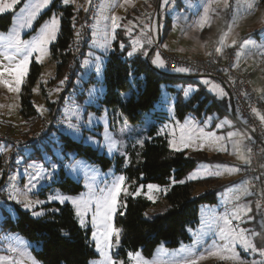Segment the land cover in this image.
Returning <instances> with one entry per match:
<instances>
[{"label":"rangeland","instance_id":"rangeland-1","mask_svg":"<svg viewBox=\"0 0 264 264\" xmlns=\"http://www.w3.org/2000/svg\"><path fill=\"white\" fill-rule=\"evenodd\" d=\"M57 1V9L47 15ZM4 2L10 3L11 0H4ZM29 2L30 0H18L12 10L0 14V17L12 15L11 24L7 29L0 28V33L7 34L15 27L19 31L21 40L30 41L39 35L41 26L50 21L53 16L59 20V31L56 39L47 46L48 54L43 57L42 62H40L39 54L33 53L28 72L20 84L19 92L9 91L3 83H0V155H2L0 157L2 160L0 185L3 182L0 187V257H5L9 261L19 260L23 257L26 264H33V261L35 264H43L36 256L40 246L28 241L18 233L2 232V222L8 217L15 220L18 217V210L28 212L32 217L38 218L42 217L52 204H70L74 209L78 225L82 229L90 231V242L93 245L95 256L89 260L88 264H94V262L100 264L103 257L97 251V241L93 240V232L96 231L92 224L95 206L93 205L92 209L83 216L85 223L81 225V217L77 216L76 206L71 201L65 200L64 203H60L58 199L50 198L57 195L80 197L81 194L89 192V187L86 185H92L93 190L99 193L101 189L110 187L118 177L123 176L125 180L122 192L118 197L117 210L111 221L112 225L120 231L119 245L110 249V255L114 260L122 261L123 264H135L129 259V254L140 253L145 259H158L161 264H181L185 259L196 258L199 260V257L204 255L205 259L199 260V264H238L236 260H221L218 256L209 255L214 245L222 244L220 228L224 225L223 218L227 216L232 219L231 226L237 230L243 229L255 244V251L245 249L237 244L235 251L243 264H264V256L261 255V252L264 251V214L250 198V194L248 197V190L245 191L246 183L239 172L241 166L246 165L240 157L247 158V142L245 140L249 135L240 115L235 112L236 118L230 116L219 118L216 114L205 115L203 111L201 116L194 112H188L181 120L176 111L178 97L176 94L167 92L164 86L160 104L150 112L144 113L141 123L131 122L118 111L102 108L100 101L105 92L103 81L108 48L103 45L105 41L109 44L116 40V36L109 37L107 35V39L102 38L103 43H100L96 35L98 32L102 33L101 31L104 29L98 30L95 26L96 30L91 31L90 47L87 49V46H84L81 50H75L64 80H57V64L52 58L50 49L60 32L62 8L71 6L77 11L79 9L84 11L90 0H69L67 5L63 3V0H53L52 4L40 11L31 27L20 28L19 25L24 22L22 19L25 17L24 10L28 7ZM227 3L228 6L225 7L224 0H167V3L165 0H141L138 8L141 15H145L151 10L153 4V8L159 7L162 31L165 29L167 20L171 22L166 37L160 45L167 52L173 48L172 43L175 44V37L178 35L186 34L190 38L199 39L201 31L205 28H211V33L217 34L218 32H230L237 25V32L230 38L231 42L235 40L236 43L241 42L242 45L243 40L252 38L258 45L256 47L250 45L246 49H242L240 45L236 48V58L237 63L250 74L254 90L264 101V0H259L255 11H249L246 8L245 0H239V5L237 0H227ZM117 7L114 17L126 18L129 6L119 3ZM206 9L208 12L207 22L201 27L200 21ZM229 20L230 25L228 24ZM4 24V22H0L1 26ZM122 25L124 24L121 23L120 26L125 28ZM157 25L158 21L156 20V29ZM225 26H229L228 29L225 30ZM216 39L214 38L212 41H216ZM154 49L151 64L157 71L168 75L186 74L180 71L168 72L165 66L161 68L153 63L156 54H159L160 57L159 50ZM5 50L4 46H0V65L7 66L9 61L4 58ZM7 51L9 55L15 56L14 63L19 62L21 57L15 53L14 49ZM238 52L241 54L237 55ZM33 64L40 67V72L31 85V100L40 118L39 122L36 121V123L38 122L37 126L31 124L32 126L27 127L22 125L24 119L21 115V98L23 87L28 81ZM97 65L100 66L99 72L96 71ZM0 79L14 80V77H9L6 74ZM194 80L200 82L208 93L219 99L227 93L225 86L214 78L197 77ZM205 80L210 83L205 84ZM212 84L218 85L219 88L212 90ZM198 88V84H189L185 87L175 86L177 91H183L182 102L190 99ZM185 92H188L187 96H185ZM205 99L206 97L201 95L200 102ZM160 110L167 113L169 118L167 123L163 122V115L155 113ZM69 124L77 125L79 131L70 128ZM153 124L158 126L160 134L168 135L169 148L174 152L188 153L200 150L209 156L217 154L219 163L199 164L187 178L189 181H200L211 177L212 182L208 185L197 186L193 196L199 197L212 190H217V203L201 204L197 225L195 228L187 229L189 240L181 242L179 246L169 248L165 242H162L150 256L145 255L141 249L124 254L121 244L122 228L117 221L123 205L122 198L125 196L123 189H126L129 194H131V189L126 176L117 172V162L124 156L129 158V148L143 146L149 139V131ZM209 133L214 135L208 137ZM232 133H237V135L232 136ZM35 136L41 139L32 144L31 141ZM63 136L92 147L99 154H104L112 159L113 164L110 168L103 170L99 165L91 163L84 157L77 158L74 152L67 150L66 141L61 139ZM181 136L184 137V144L181 143ZM111 141L116 143L109 151ZM172 141H175L177 147L172 146ZM29 143V146H23L22 150L20 149V158L15 162L13 151L17 150V146ZM128 166L129 160L124 163V167ZM232 169H239V171H231ZM216 172L221 174L215 175ZM63 175L82 184L83 188L79 194H68L60 190L57 184L62 180ZM35 176H39L40 179H33ZM147 185L138 186L136 192L139 191L140 194H135V196L146 198L152 204L146 211V216L155 217L163 214L169 206L168 200L164 198L169 188L158 185L159 191L153 189L149 193ZM165 189L167 191H164ZM5 194L9 197L7 200L2 197ZM13 195L16 196V199L10 198ZM149 195L153 199H148ZM17 200L25 203L31 201V209L25 208L24 203H17ZM34 213L41 214L34 215ZM237 213L240 216L239 219L235 218ZM113 243H115V237H113ZM10 248H16L18 251H9Z\"/></svg>","mask_w":264,"mask_h":264},{"label":"trees","instance_id":"trees-1","mask_svg":"<svg viewBox=\"0 0 264 264\" xmlns=\"http://www.w3.org/2000/svg\"><path fill=\"white\" fill-rule=\"evenodd\" d=\"M57 3L58 1L54 3L47 15L57 9ZM83 12L82 9L77 11L71 6L62 8L60 32L50 49L57 64V80H64L74 57L76 30ZM0 22L5 23L3 26L0 25V28L7 29L12 22V15L0 17ZM170 24L171 22L167 20L165 29L161 30L162 39L167 34ZM133 32L132 30L129 33L128 29L122 27L118 29L116 40L106 56L103 81L105 92L100 101L102 108L118 111L131 122L141 123L144 113L150 112L160 104L164 86L167 92L177 95L176 111L181 120L188 112L201 116L202 111L205 115L216 114L219 118L226 116L236 118L227 93L219 99L208 93L200 82L195 81L197 78L195 76V78L172 77L157 72L151 64L155 49L142 40L140 44H134ZM129 52H133V55L129 56ZM39 72L40 67L33 64L28 81L23 87L21 115L24 119L22 125L27 127L37 126L40 118L31 100V85ZM189 84H198L199 88L190 99L182 102L183 91H177L175 86L185 87ZM201 95L206 97V101L200 102ZM196 105L198 106L195 107ZM156 112L163 115L164 123L169 121L166 112L162 110ZM61 139L66 141L67 150L74 152L77 158L84 157L103 170L113 164L112 159L99 154L90 146L83 145L82 142L73 141L67 136ZM128 152L129 158L126 156L119 158L116 167L117 172L126 176L131 189V194L122 198L123 205L117 221L123 233L122 252L127 254L141 249L145 255L150 256L162 242L169 248H174L181 242L188 241L187 229L195 228L197 225L201 204L217 203V190L194 197L197 186L208 185L213 179L210 177L200 181H189L187 178L199 164L219 163L217 154L209 156L200 150L188 153L174 152L169 148L168 135L160 134L156 124L151 126L149 139L143 146L129 148ZM127 160L129 166L124 167ZM1 162L0 158V168ZM150 183L169 188L164 197L169 202L168 209L155 217L146 216V211L152 204L142 196H135L138 186ZM57 185L61 191L68 194H79L83 188L81 183H76L64 175ZM1 227L2 232L18 233L28 241L38 244L40 250L36 252V256L43 264H88L95 256L90 242V231L78 225L70 204H52L46 213L38 218L18 210V217L15 220L10 217L4 219Z\"/></svg>","mask_w":264,"mask_h":264},{"label":"snow or ice","instance_id":"snow-or-ice-1","mask_svg":"<svg viewBox=\"0 0 264 264\" xmlns=\"http://www.w3.org/2000/svg\"><path fill=\"white\" fill-rule=\"evenodd\" d=\"M53 0H30L28 7L24 10L25 17H22L24 20L23 23L19 25L20 28L23 27H31L32 22L35 20L37 15L40 11L44 8H47L50 4H52ZM239 5V0H237ZM18 3V0H11L10 3L4 2V0H0V14L4 12L10 11L14 8V5ZM63 3L67 5L69 0H63ZM167 3V0H165ZM246 8L249 11H255L258 7L259 0H245ZM225 7L228 6L227 0H224ZM103 11V6L101 7V12ZM208 12L207 9L205 10L204 16L201 18L200 26L207 22ZM118 17H111L112 20V29L113 32L115 28L119 27L120 25L117 23ZM235 22V21H234ZM59 31V20L56 16H53L50 21L44 23L39 31V35L35 36L30 41H23L20 39V34L17 28L11 29L7 34L0 33V46L5 47V52L3 53L4 58L9 61L7 66L0 65V78L4 77L6 74L9 77H14V80L9 79H0V83H3L9 91L19 92L20 84L22 83L23 77L28 72V66L30 63V58L32 57L33 53H38L40 57V62H42L43 57L48 54L47 46L56 39L57 32ZM134 44L139 43L138 41H134ZM236 41H232L233 47H235ZM250 45L256 47L255 41L252 38H247L242 41V49L248 48ZM107 48L108 44L105 41L104 45ZM143 47V45H140ZM8 49H14L16 54L20 55L19 62L14 63L15 56L8 54ZM135 50V49H134ZM241 53H237L240 55ZM129 56L133 55V52L128 53ZM153 63H156L159 67H164V62L160 59L159 54H156V59L153 60ZM96 71H100V66H96ZM177 71L186 72L188 69L186 68H178ZM205 84H209L210 82L205 80ZM219 86L212 84V90L218 89ZM223 91L222 89L220 90ZM188 95V92H185V96ZM256 112V110H253ZM256 114L259 116L261 121H264V115H260L258 112ZM70 128L75 129L77 132L79 128L77 125L69 124ZM208 137L213 136L214 134H207ZM232 136L237 135V133H232ZM110 139V138H109ZM115 141H111L109 144V151L112 150V147L115 145ZM172 146L177 147L175 141H172ZM181 143L184 144V137L181 136ZM186 146V144H185ZM235 146V145H234ZM179 150V148H177ZM244 163H249L244 156L240 157ZM55 167V165H53ZM231 171H239V169H232ZM215 175H220L221 173L216 172ZM194 178V177H190ZM33 179H40L39 176L33 177ZM125 177L120 176L118 177L110 187L106 189H101L99 193H96L92 185H86L89 187V192L87 194H81L80 197H70V196H60L57 195L55 197H51L50 199H58L60 203H64L65 200L71 201V203L76 206V214L77 216L81 217L80 223L84 225L83 216L87 213L88 210H93L92 216V224L96 228V231L93 232V240L97 241L96 247L97 251L100 252L103 260L100 264H123L122 261L114 260L113 257L110 255V249L119 245L120 240V231L117 230L111 223L112 217L114 216L117 210V202L118 197L122 192V185L124 183ZM176 183V181H173ZM179 183H184V181H179ZM149 193L153 189L160 190L158 185L149 184L147 185ZM164 191H167L166 189ZM245 191L247 189L245 188ZM124 195L127 196L129 193L126 189H123ZM139 195V191L135 193ZM11 199H16V196H10ZM148 199H153L151 195L148 196ZM17 203H24L25 208L31 209L32 202H24L17 200ZM37 203H40L37 201ZM41 213H34V215H40ZM236 219H239L240 216L237 213L235 215ZM224 225L220 228V237L222 240V244L214 245L213 250L209 253L212 256H218L221 260H236L238 264H243V261L240 260L237 252L235 251L237 244L245 249H250L255 251V244L248 238L245 234L244 230H237L236 228L232 227V219L225 216L223 218ZM102 226V227H101ZM113 237H115V243H113ZM9 251L17 252L16 248H10ZM261 255L264 256V251L261 252ZM129 259L134 261L135 264H161L158 259L148 260L142 257L140 253L129 254ZM205 259L204 255L199 257V260ZM199 260L196 258L185 259L181 262V264H199ZM0 264H26V261L21 257V259H12L8 260L5 257H0ZM35 264V261H33ZM95 264V262H94Z\"/></svg>","mask_w":264,"mask_h":264},{"label":"built area","instance_id":"built-area-1","mask_svg":"<svg viewBox=\"0 0 264 264\" xmlns=\"http://www.w3.org/2000/svg\"><path fill=\"white\" fill-rule=\"evenodd\" d=\"M101 0H90L88 7L81 15L76 30L75 50H81L89 43L95 17L98 13ZM158 8L148 16V24L153 25ZM144 35L153 37L152 29L145 30L140 26L139 30L133 32V41H139ZM157 40L153 41V48L160 52L166 71L177 72L178 68H186L184 72L195 77H209L221 82L230 92L235 111L240 115L245 129L249 132L247 140L248 161L244 168V179L247 182L250 198L264 214V121L260 115H264V101L252 86L250 75L236 62L235 48L225 55L219 48V40L212 41L209 46V53L204 58L189 59L179 57L175 54L164 51ZM224 53V54H223ZM256 110L254 112L253 110ZM41 138L34 137L31 143H37ZM21 144L13 151L14 161L20 158L21 148L29 146ZM21 149V150H20ZM7 200V194L2 195Z\"/></svg>","mask_w":264,"mask_h":264},{"label":"crops","instance_id":"crops-1","mask_svg":"<svg viewBox=\"0 0 264 264\" xmlns=\"http://www.w3.org/2000/svg\"><path fill=\"white\" fill-rule=\"evenodd\" d=\"M140 1L141 0H101V2L99 4L98 13H97L95 20H94V24H93L94 26L92 29L93 32L96 29H98V30L104 29L101 31L102 33L98 32L96 35V37L98 38L100 43H103V41H101L102 38H105V40L107 39V35H109V37L116 36V32L118 31V29L121 28V26L117 29L115 28V30L113 32L112 20H111V17H114V11H117V8H118L117 5L119 3L129 6V8H128L129 13L126 15V18H124V17L119 18V22H117L119 25L121 23L124 24L122 26H125V29H128L129 33L132 30L133 31L139 30L140 26L145 30L152 29V31H153V37L152 38L148 37L147 35H144L138 41L139 44L141 43V40L149 43L152 46H153L154 40H157L160 44L163 43L166 35L162 39V37H161L162 36L161 35V24L159 21L160 8L158 9L157 14L154 18L153 25L151 26L148 24L147 20H148V16H150L151 13H153L155 10V8H153L154 4L152 5V8L150 11H148L145 15H141V12L138 8ZM102 6H103V11L101 12ZM79 10H81V9H79ZM120 20H121V22H120ZM156 20L158 21L157 29H156ZM228 24L230 25V20L228 21ZM95 26H96V29L94 28ZM228 27L229 26H225L224 29L226 30V29H228ZM236 27H237V25L230 32H227V31L222 32V33L218 32L217 34H212L211 28H205L204 30L201 31L199 39H197L196 37L194 39H193V37L190 38L186 34L182 35V36L178 35L175 37V44L172 43L173 48H170V50H168V52L175 54L179 57H186L189 59L204 58L209 53L210 43L212 42V40L214 38H217L216 40H219V42H220L219 48L221 49L222 52H224V51L228 52L231 49L235 48V58H236V48H238L241 45V42L236 43L235 47H233V46H231L232 42L230 39L231 37H233L235 35V32H237ZM159 29H160V34H158ZM91 39H92V37L90 36L89 43L87 45V49L91 45ZM112 39L114 40V38H112ZM112 39H110V41H112ZM114 41H112L108 44V48L106 50V56L108 55V52L110 51L111 45L114 43ZM96 46L98 48L97 44H96ZM226 54L227 53H225V55ZM236 62H238L237 58H236ZM174 75H182V73H179V74L177 73ZM184 75H189V74L186 73ZM247 136H248V138H250V135H247ZM248 138H246L245 142H247ZM246 148H247V155H246L247 158L246 159L248 160L247 143H246ZM245 166H241L242 170L240 169V171H239L240 174L242 175L241 177L243 179H244V168H245ZM243 181L246 183V187H247L246 180L244 179ZM247 190H248V187H247ZM248 197H249V191H248Z\"/></svg>","mask_w":264,"mask_h":264},{"label":"water","instance_id":"water-1","mask_svg":"<svg viewBox=\"0 0 264 264\" xmlns=\"http://www.w3.org/2000/svg\"><path fill=\"white\" fill-rule=\"evenodd\" d=\"M158 9H159V7H158ZM158 34H160V29L158 30ZM147 59H148V56H147ZM157 72H159V71H157ZM159 73H161L163 75H166V76H172V77L195 78L194 76H190V75H168V74L162 73V72H159ZM225 89H226V92H227L229 98L231 99L232 111H233V113H235L236 111H235V107H234L233 102H232L231 94H230L229 90L226 87H225Z\"/></svg>","mask_w":264,"mask_h":264}]
</instances>
